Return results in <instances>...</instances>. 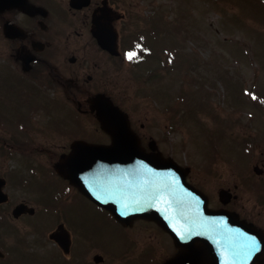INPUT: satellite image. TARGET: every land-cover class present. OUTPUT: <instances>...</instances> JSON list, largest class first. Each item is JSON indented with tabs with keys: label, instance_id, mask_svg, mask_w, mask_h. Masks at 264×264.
Listing matches in <instances>:
<instances>
[{
	"label": "rangeland",
	"instance_id": "1",
	"mask_svg": "<svg viewBox=\"0 0 264 264\" xmlns=\"http://www.w3.org/2000/svg\"><path fill=\"white\" fill-rule=\"evenodd\" d=\"M124 3L136 7L126 26V53L121 61L96 55L101 70L95 74L107 78L102 88L127 110L142 144L154 139L164 155L188 167V181L203 188L212 204L218 202L220 188L230 187L242 197L246 209L258 212L254 202L259 197L249 190L259 188L252 167L264 157L260 154L264 112L259 109L264 98V0ZM153 31L156 38L148 40ZM142 45L152 52L148 54ZM156 52L168 61H161ZM45 95L47 100L38 103L41 110L31 116L41 121L37 123L42 126V140L54 143L55 156L80 136L109 142L91 114H79L61 95L54 102L50 91ZM244 141L250 143L249 152L243 148ZM34 181L36 196L48 212L40 211L25 221V236L36 237L40 244L34 247L40 253L35 258L27 247L25 264H96L95 254L103 257L98 264H155L172 249L170 237L152 222L136 220L132 226L120 227L79 195L64 193L62 202H68L58 201L66 187L57 176L43 170L38 180H31L32 186ZM57 202L61 209L55 213L63 218L49 212ZM57 222L71 232L68 257L47 238Z\"/></svg>",
	"mask_w": 264,
	"mask_h": 264
},
{
	"label": "flooded vegetation",
	"instance_id": "2",
	"mask_svg": "<svg viewBox=\"0 0 264 264\" xmlns=\"http://www.w3.org/2000/svg\"><path fill=\"white\" fill-rule=\"evenodd\" d=\"M1 1L0 264H25L27 247L30 257L40 255L34 249L40 245L36 237L29 238L24 234L25 221L31 220L40 211L48 212L36 196L39 193L36 181L32 186L31 180H38L45 170L65 184L63 193L78 194L75 187L56 173L55 164L60 154L55 156L53 153V142H43L42 126L37 123L41 121H33L32 116L41 110L38 103L40 100L43 102V98L47 100V91H50L53 102L61 95L65 102L75 105V110L84 114L90 111V99L94 95L107 94L102 88L107 85V78L95 74L101 68V60L97 61L96 55L112 61H121L122 57L98 46L90 30L91 22L94 16H101L103 9L108 10L104 17L108 18L112 32H115L116 50L120 51L128 39L126 26L130 25L136 7L132 3L126 5L124 0H76L73 4L70 0ZM97 76L100 82L94 83ZM261 98L259 109L264 112V98ZM24 114L27 118L22 119ZM143 126L141 123L140 127ZM245 142L243 144L248 145L249 142ZM243 148L246 146L243 145ZM260 154L264 156V150ZM254 167H260V171L256 172ZM252 171L259 177V188L255 191L247 189L259 197L253 204L259 209L255 213L245 208L242 197L230 187L220 188L218 202L213 204L208 193L196 187L207 195L210 209L234 212L239 219L251 222L264 231V157L254 162ZM243 172L249 175L248 170ZM221 189L228 191L225 202L219 196ZM59 207L58 202L57 205L52 204L49 212H59ZM59 223L62 222L55 225ZM206 237L207 246L199 240L197 248L200 251L202 247V255H215L213 240ZM169 247L172 249L165 256L162 253L163 259L155 264H162L177 252L172 239ZM57 248L61 251L58 245Z\"/></svg>",
	"mask_w": 264,
	"mask_h": 264
},
{
	"label": "water",
	"instance_id": "3",
	"mask_svg": "<svg viewBox=\"0 0 264 264\" xmlns=\"http://www.w3.org/2000/svg\"><path fill=\"white\" fill-rule=\"evenodd\" d=\"M92 31L103 48L114 52V40H110L106 22L100 18L94 20ZM92 109L101 128L110 135L111 143L94 145L74 141L71 151L62 154L56 164L60 175L108 209L123 225L142 217L166 230L179 250L163 264H219L216 254L202 255V247L200 251L197 248L199 240L207 246L205 234L214 237L216 243L222 237H234L240 246L247 248L250 264H264L261 230L239 221L231 212L209 209L207 197L186 181L188 168L155 152L152 144V151L146 152L130 129L127 116L113 106L108 97L96 95ZM219 196L225 202L227 190L221 189ZM63 244L68 245V242ZM101 259L94 257L96 262Z\"/></svg>",
	"mask_w": 264,
	"mask_h": 264
},
{
	"label": "snow or ice",
	"instance_id": "4",
	"mask_svg": "<svg viewBox=\"0 0 264 264\" xmlns=\"http://www.w3.org/2000/svg\"><path fill=\"white\" fill-rule=\"evenodd\" d=\"M129 58H131V54H130V57Z\"/></svg>",
	"mask_w": 264,
	"mask_h": 264
}]
</instances>
